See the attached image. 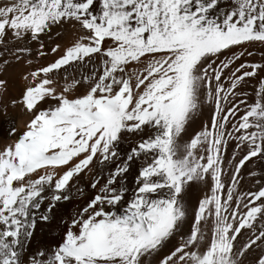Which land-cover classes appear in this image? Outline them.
Segmentation results:
<instances>
[{
  "label": "snow or ice",
  "instance_id": "1",
  "mask_svg": "<svg viewBox=\"0 0 264 264\" xmlns=\"http://www.w3.org/2000/svg\"><path fill=\"white\" fill-rule=\"evenodd\" d=\"M33 42L53 58L0 105L23 117L0 143V264H264V170L238 187L264 160V63L236 64L264 47V0H0V66Z\"/></svg>",
  "mask_w": 264,
  "mask_h": 264
},
{
  "label": "bare ground",
  "instance_id": "2",
  "mask_svg": "<svg viewBox=\"0 0 264 264\" xmlns=\"http://www.w3.org/2000/svg\"><path fill=\"white\" fill-rule=\"evenodd\" d=\"M71 38H72L71 34L68 31H64L63 34L59 36L53 35L51 40H49L48 37H44L43 40L45 44V50H47L50 44L52 43L65 44L69 40H71ZM30 46L33 48V53L28 58L33 60L32 65L30 66L25 65L24 61L21 60L20 62H13L7 66H0V79H4L7 81V89L6 90L0 89V105H2L4 101L10 100L11 98L18 96V94L20 93L23 87L24 82L22 81L21 76L24 72L29 71L30 68H34L38 66V63L44 64L53 58L52 55L48 54L45 55L44 57L39 58L37 62L35 56V49L37 47L36 43L33 42ZM247 51L252 52L253 54L251 56L244 55L245 56L244 60H246L249 63H264V47H261L259 45H252L248 47ZM249 86L250 87H247V89L244 92L251 93L253 88L256 86V84L250 83ZM8 113H9L8 117H5L3 115L2 107H0V143H4L5 140L8 138L7 132L9 127V119L14 118L16 120L17 127H19L20 121L23 119V117L20 115V113L17 110L9 108ZM231 151L232 150H229L228 152L225 153L226 158L231 153ZM241 177L243 176L241 175ZM243 180L244 177L239 181H243ZM87 182H88V178L84 177L82 180L83 185L86 186ZM90 192L91 189H87L85 187V195L89 194ZM80 202H81L80 199L74 196L73 199L58 204L56 211L57 213L71 212ZM37 225H38L37 236L38 237L43 236L46 232V229L45 232H41L39 227L40 225L39 221H37Z\"/></svg>",
  "mask_w": 264,
  "mask_h": 264
},
{
  "label": "rangeland",
  "instance_id": "3",
  "mask_svg": "<svg viewBox=\"0 0 264 264\" xmlns=\"http://www.w3.org/2000/svg\"><path fill=\"white\" fill-rule=\"evenodd\" d=\"M244 58H245V56H242L239 61H236V64H239L242 61H246V60H244ZM233 67H235V65ZM250 83L256 84L255 79L254 78H246L245 82L239 86V91L244 92L247 89V87H250L249 86ZM209 114H210V110L207 107H204L203 109L197 111L192 118L191 127H190L189 131H192L193 129H199L200 125L208 118ZM233 147H234V145L232 143H229L228 151L232 150ZM249 170H253V171H257V172L264 170V160H258L257 159V160H254L253 163H247L246 162V165L242 166V169H241L242 174L240 173V175H242L244 177V180L239 181V184H238V187L241 191L247 190L248 188L251 187V182L247 176V173ZM90 176H91V173H90ZM223 179L225 181H227L229 179L228 175L226 174L223 177ZM203 194H204L203 187L201 185L193 183L191 188L188 189V195L186 197L187 203L189 205L193 204L195 202V200Z\"/></svg>",
  "mask_w": 264,
  "mask_h": 264
}]
</instances>
